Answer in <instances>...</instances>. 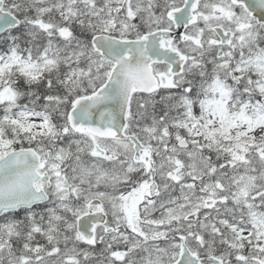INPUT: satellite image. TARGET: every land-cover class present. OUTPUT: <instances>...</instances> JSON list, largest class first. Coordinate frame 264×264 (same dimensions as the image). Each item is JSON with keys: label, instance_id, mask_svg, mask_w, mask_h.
I'll use <instances>...</instances> for the list:
<instances>
[{"label": "snow or ice", "instance_id": "6c2138e0", "mask_svg": "<svg viewBox=\"0 0 264 264\" xmlns=\"http://www.w3.org/2000/svg\"><path fill=\"white\" fill-rule=\"evenodd\" d=\"M0 264H264V0H0Z\"/></svg>", "mask_w": 264, "mask_h": 264}]
</instances>
